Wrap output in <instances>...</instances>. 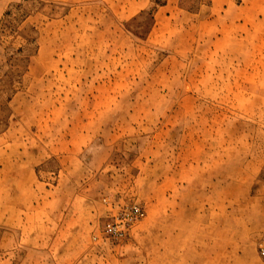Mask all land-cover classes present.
<instances>
[{
  "label": "rangeland",
  "instance_id": "rangeland-1",
  "mask_svg": "<svg viewBox=\"0 0 264 264\" xmlns=\"http://www.w3.org/2000/svg\"><path fill=\"white\" fill-rule=\"evenodd\" d=\"M262 245L264 0H0V264Z\"/></svg>",
  "mask_w": 264,
  "mask_h": 264
},
{
  "label": "built area",
  "instance_id": "built-area-1",
  "mask_svg": "<svg viewBox=\"0 0 264 264\" xmlns=\"http://www.w3.org/2000/svg\"><path fill=\"white\" fill-rule=\"evenodd\" d=\"M133 215L134 217L132 219L135 220L142 217L144 215V212L134 207ZM132 219L128 220L127 225H130L129 222H131ZM128 227L124 228V223H122V221L116 220L106 225V233L111 236H116V235L124 236L128 230ZM260 254L264 256V245L260 247Z\"/></svg>",
  "mask_w": 264,
  "mask_h": 264
},
{
  "label": "crops",
  "instance_id": "crops-1",
  "mask_svg": "<svg viewBox=\"0 0 264 264\" xmlns=\"http://www.w3.org/2000/svg\"><path fill=\"white\" fill-rule=\"evenodd\" d=\"M218 230H219V228H218ZM218 234H219V232H218ZM176 254L179 255L178 252H177ZM218 254H220V252H219ZM173 263H174V261L171 260V264H173ZM175 264H189V263H188V260H187L185 263H184L183 261H179V260H178V261H176Z\"/></svg>",
  "mask_w": 264,
  "mask_h": 264
}]
</instances>
